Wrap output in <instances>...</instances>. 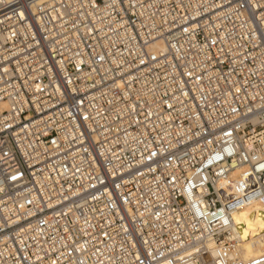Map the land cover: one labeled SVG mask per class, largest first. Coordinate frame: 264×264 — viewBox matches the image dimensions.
<instances>
[{
	"label": "built area",
	"instance_id": "built-area-1",
	"mask_svg": "<svg viewBox=\"0 0 264 264\" xmlns=\"http://www.w3.org/2000/svg\"><path fill=\"white\" fill-rule=\"evenodd\" d=\"M264 0H0V264H264Z\"/></svg>",
	"mask_w": 264,
	"mask_h": 264
},
{
	"label": "bare ground",
	"instance_id": "bare-ground-1",
	"mask_svg": "<svg viewBox=\"0 0 264 264\" xmlns=\"http://www.w3.org/2000/svg\"><path fill=\"white\" fill-rule=\"evenodd\" d=\"M230 241L239 242L237 258L247 262L264 255V205L255 202L234 211Z\"/></svg>",
	"mask_w": 264,
	"mask_h": 264
}]
</instances>
